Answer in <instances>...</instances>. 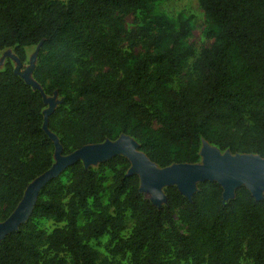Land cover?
<instances>
[{
    "label": "trees",
    "instance_id": "16d2710c",
    "mask_svg": "<svg viewBox=\"0 0 264 264\" xmlns=\"http://www.w3.org/2000/svg\"><path fill=\"white\" fill-rule=\"evenodd\" d=\"M161 1L0 0V55L13 50L22 72L26 48H38L33 78L47 96L62 99L49 128L65 153L127 135L160 168L198 164L203 141L264 159V0H199L215 28L214 43L201 51L179 91L168 86L193 57L185 46L191 17H179L169 45L147 49L131 68L122 52L126 17ZM44 110L41 92L6 64L0 71V222L53 166ZM130 168L123 156L100 165V172L82 162L68 168V184L61 177L50 182L29 221L0 243V264H110L90 247L105 237L111 256L130 264H242L244 258L264 264V198L257 201L242 186L225 202L222 187L207 181L190 200L177 187L166 188V205L157 207ZM105 171L112 173L106 205ZM128 212L134 227L124 239ZM35 220L57 227L48 232Z\"/></svg>",
    "mask_w": 264,
    "mask_h": 264
},
{
    "label": "water",
    "instance_id": "95a60500",
    "mask_svg": "<svg viewBox=\"0 0 264 264\" xmlns=\"http://www.w3.org/2000/svg\"><path fill=\"white\" fill-rule=\"evenodd\" d=\"M19 72L20 67L15 70L16 74H20ZM21 77L23 78L22 75ZM25 82L35 89L31 83L26 80ZM43 100L44 104L47 103L44 98ZM53 113L54 111L49 116L44 114L43 129L53 141L57 163L29 185L17 210L0 225V243L10 234L18 232L20 227L29 221L41 191L78 162H82L86 167L85 164L95 161L108 162L117 156L125 157L131 164L128 174L139 177L140 192L150 193L152 195L150 201L157 207H161L160 202L166 200L162 194L163 188L175 186L190 200L197 192L196 184L207 181L216 182L222 187L225 202L229 201L242 186H245L257 201L263 199L261 192L264 188V159L258 156L233 155L230 152L221 155L205 147L202 152L203 164H175L168 168H160L140 150L136 142L129 136L122 135L117 142L106 141L88 145L64 157L59 140L49 132L48 121Z\"/></svg>",
    "mask_w": 264,
    "mask_h": 264
},
{
    "label": "rangeland",
    "instance_id": "374dc122",
    "mask_svg": "<svg viewBox=\"0 0 264 264\" xmlns=\"http://www.w3.org/2000/svg\"><path fill=\"white\" fill-rule=\"evenodd\" d=\"M183 16L185 19L192 18L191 22V34L190 37L185 41L186 47H192L193 57L189 59L187 65L183 68L179 76L174 77L173 83L169 85V89L173 91H179V89L185 84L187 78L193 74V64L199 58L201 51L203 49L209 48L213 43L214 39L210 37V34L215 31V28L207 21L204 12L202 11L199 0H164L152 4H143L134 13L130 14L125 19V30L127 31V36L125 38L124 44L122 45V52L125 55L130 68L135 62L138 55L144 53L147 49L162 48L169 45L170 33L177 29V21L179 17ZM27 62L25 64V69L19 72L23 78L31 83L35 89L39 90L43 98L46 100L44 114L49 116L53 111H55L62 103V99L58 95L47 96L42 89V87L36 83L33 78V73L35 70V65L37 62V51L38 48H26ZM0 70H4L6 64H10L15 70H18L20 65L15 56L13 50L5 52V54L0 55ZM122 79L124 76L121 77ZM50 118V117H49ZM49 125V121H48ZM153 127L156 130L161 129V125L154 122ZM49 132L51 135L59 137L54 134L50 128ZM130 137V136H129ZM122 138L120 135L115 141L117 142ZM131 140L136 142V140L130 137ZM109 141V140H108ZM61 144V143H60ZM137 146H140L136 142ZM62 146V145H61ZM205 147L211 148L212 150L220 153L221 155H226L229 151H221L217 147L210 145L209 143L203 141L200 147V161L198 164L204 163V158L202 157V152ZM63 148V147H62ZM79 150V149H78ZM77 151V150H76ZM75 152V151H74ZM72 152V153H74ZM65 153L63 149V156L66 157L72 154ZM57 163L55 158V151L53 153V166ZM105 162L95 161L91 164H85L87 169H92L94 171L100 172V165ZM130 171V170H129ZM101 176L106 178L104 182L105 194L103 196V204L108 203V189L111 186L112 173L110 171H105ZM64 184H68V177L66 171L60 176ZM59 177V178H60ZM57 178V179H59ZM196 191L198 190V184H196ZM141 188V187H140ZM146 199L152 200V195L147 192H142ZM163 197H165V188L162 189ZM235 196V194H234ZM234 196L230 198L233 199ZM262 198H264V188L261 192ZM228 201V200H227ZM166 200L160 202V206H165ZM19 207V206H18ZM17 210V209H16ZM15 210V211H16ZM95 211V210H93ZM128 222L127 229L122 234L124 239L128 238L134 227V220L131 219V213H127ZM176 224L180 228L182 233H186V226L182 223L179 217V212H176ZM87 222L85 216L81 218L80 225L83 227ZM3 222H0V225ZM37 228L51 232L57 226L48 220H35ZM62 227V226H59ZM109 237H105L97 242L93 241L90 243V247L95 249L101 256V260H108L110 264H130L129 260L122 259L120 257H113L110 254V249L108 247ZM242 264H250V260L247 258L242 259Z\"/></svg>",
    "mask_w": 264,
    "mask_h": 264
},
{
    "label": "crops",
    "instance_id": "0c3cea01",
    "mask_svg": "<svg viewBox=\"0 0 264 264\" xmlns=\"http://www.w3.org/2000/svg\"><path fill=\"white\" fill-rule=\"evenodd\" d=\"M0 71H2V70H0Z\"/></svg>",
    "mask_w": 264,
    "mask_h": 264
}]
</instances>
